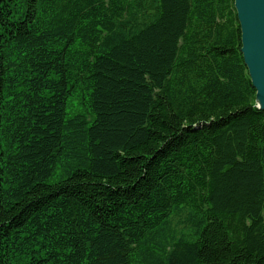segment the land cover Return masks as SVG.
I'll use <instances>...</instances> for the list:
<instances>
[{"label":"trees","instance_id":"trees-1","mask_svg":"<svg viewBox=\"0 0 264 264\" xmlns=\"http://www.w3.org/2000/svg\"><path fill=\"white\" fill-rule=\"evenodd\" d=\"M240 47L233 0H0V264H264Z\"/></svg>","mask_w":264,"mask_h":264},{"label":"water","instance_id":"water-1","mask_svg":"<svg viewBox=\"0 0 264 264\" xmlns=\"http://www.w3.org/2000/svg\"><path fill=\"white\" fill-rule=\"evenodd\" d=\"M240 27V51L257 108L264 111V0H233Z\"/></svg>","mask_w":264,"mask_h":264},{"label":"rangeland","instance_id":"rangeland-1","mask_svg":"<svg viewBox=\"0 0 264 264\" xmlns=\"http://www.w3.org/2000/svg\"><path fill=\"white\" fill-rule=\"evenodd\" d=\"M67 113H70L69 110H67Z\"/></svg>","mask_w":264,"mask_h":264}]
</instances>
